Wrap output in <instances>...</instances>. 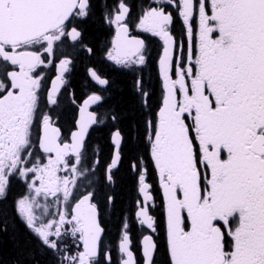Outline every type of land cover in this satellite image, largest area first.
Listing matches in <instances>:
<instances>
[{
  "label": "snow or ice",
  "instance_id": "obj_1",
  "mask_svg": "<svg viewBox=\"0 0 264 264\" xmlns=\"http://www.w3.org/2000/svg\"><path fill=\"white\" fill-rule=\"evenodd\" d=\"M98 7L114 64L146 65V41L134 32L162 41L160 95L153 101L134 75L127 108L94 111L105 96L92 92L66 127L61 90L75 46L94 51L84 24ZM49 67L56 75L45 88ZM106 121L107 160L89 141ZM125 146L143 197L135 215L152 233L149 165L162 193L163 264H264V0H154L136 18L126 0H0V200L13 179L27 189L15 216L0 209V233L18 218L54 264H113L103 216L116 204ZM122 227L119 264H158V240L143 236L138 261L126 220Z\"/></svg>",
  "mask_w": 264,
  "mask_h": 264
},
{
  "label": "flooded vegetation",
  "instance_id": "obj_2",
  "mask_svg": "<svg viewBox=\"0 0 264 264\" xmlns=\"http://www.w3.org/2000/svg\"><path fill=\"white\" fill-rule=\"evenodd\" d=\"M111 2V0H110ZM131 10V16L136 18L140 15L142 9L149 5L154 6V0H126ZM99 9V8H98ZM174 11V9H169ZM100 9L98 10V13ZM94 16L88 21L94 22ZM86 22L84 28L86 29ZM105 35L98 41V47L96 50V55L89 54L85 49L76 45L78 49L76 52L72 53L73 64L70 67L69 72L66 73V85L62 88L60 94V108L58 111L61 115V122L67 127L70 125L72 119L78 112V106L83 102L84 99L88 97L92 92H97L105 96V102L101 106H93L92 110L97 112H104L111 104V99L114 88L111 84L108 86L99 85L98 82L94 81L88 69H94L101 78H107L110 81V77L115 72L125 73L130 76L142 75L144 80L149 85V91L154 92V101H156L160 95L159 87V77H158V59L162 51V41L157 37H153L147 33L134 32V34L140 35L145 39L147 45V63L143 66H133L132 69L124 68L122 66L114 64L112 61L106 59L105 45L111 39V34L106 25H103ZM174 31L179 34L182 31V25L179 20L176 21L174 25ZM85 35V33H84ZM85 42L89 47L90 43L85 37ZM110 46V44H107ZM67 51L71 52V49ZM46 74L45 88L51 86V79L56 75L55 68L49 67L42 69ZM107 87V91H104ZM74 98V100H73ZM112 125L109 121L105 124L95 125L91 130L89 141L97 148V151L102 155V157L107 160L113 151V146L110 141V130ZM133 162V158H130L128 162L125 161V150L123 155V160L119 165V170L116 173V182L113 186V190L116 194L122 196L120 190L122 189V181L124 175L130 180L129 195L126 197H120L116 200L115 207L109 206L104 213L103 221L106 225V233L104 236L105 250L110 251L112 255L113 264H119L121 259V254L119 253V240L123 231L122 224L126 220L129 228V235L131 239V249L135 253L137 260L141 258V248L142 240L144 235L152 234L154 238L158 240L159 250L157 254L158 264H163L165 260V241H164V231H163V215H162V193L158 188L157 178L154 174L153 169L149 165V176L148 182L152 184L153 195L156 197L155 207L150 208L152 215L156 216L158 219V227L156 233H152L146 225H142L139 219L136 217L135 212L137 211V201L143 199L142 195L138 191V174L131 170L130 164ZM26 185L23 181L19 179H13L11 186L8 190L7 197L4 200H0V206L3 203L8 204V217L11 218L15 216L13 211V203L20 196L26 194ZM13 229L22 230V232L27 233L33 237L38 243L39 241L31 235V233L25 228L23 223L17 218L13 224ZM47 262L49 264H54V258L50 253H46Z\"/></svg>",
  "mask_w": 264,
  "mask_h": 264
},
{
  "label": "trees",
  "instance_id": "obj_3",
  "mask_svg": "<svg viewBox=\"0 0 264 264\" xmlns=\"http://www.w3.org/2000/svg\"><path fill=\"white\" fill-rule=\"evenodd\" d=\"M99 8V7H98ZM94 15V22H86L85 37L89 41L90 46L93 47V55H96L98 47V41L105 35L103 24L100 21V12L98 9ZM110 77V84L113 86V98L111 99V105H116L118 109L127 108L130 102V84L133 79L132 76L121 72H115ZM153 92V90H151ZM154 93V92H153ZM154 96V95H153ZM154 101V97H153ZM121 127L126 129V124H122ZM125 161L128 162L130 158H133L134 152L130 150L128 146H125ZM120 190L122 196L129 195L130 180L124 175V179ZM0 209L7 210L8 204L3 203ZM3 218V217H0ZM29 252H34L35 257L29 256ZM21 261L22 264H34V260L39 264H49L47 262L46 254H41L39 243L27 233L22 230L13 229V224L10 223L7 232L0 233V264H15L16 261Z\"/></svg>",
  "mask_w": 264,
  "mask_h": 264
}]
</instances>
